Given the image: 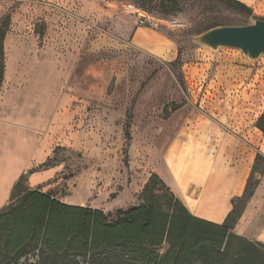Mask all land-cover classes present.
<instances>
[{
  "label": "rangeland",
  "instance_id": "374dc122",
  "mask_svg": "<svg viewBox=\"0 0 264 264\" xmlns=\"http://www.w3.org/2000/svg\"><path fill=\"white\" fill-rule=\"evenodd\" d=\"M181 6L164 15L141 0H0L2 102L29 120L37 105L45 114L48 155L21 189L108 213L136 205L156 174L196 213L202 182L214 172L231 177L260 154L249 176L254 191L264 172V55L250 60L196 39L213 26L264 20V0L251 14L219 0ZM33 172L46 176L31 185ZM244 179L235 177L234 193ZM16 202L9 197L1 209ZM20 252L16 264H37L41 249Z\"/></svg>",
  "mask_w": 264,
  "mask_h": 264
},
{
  "label": "trees",
  "instance_id": "16d2710c",
  "mask_svg": "<svg viewBox=\"0 0 264 264\" xmlns=\"http://www.w3.org/2000/svg\"><path fill=\"white\" fill-rule=\"evenodd\" d=\"M185 1L141 0V6L172 15ZM219 1L251 14L237 0ZM215 27L219 26L208 30ZM4 36L0 27V84ZM259 158L257 154L255 163ZM24 176L11 190L10 197L17 202L0 209V245L6 264H16L25 256L20 250L27 246L40 247L37 264H264V244L233 232L253 194L252 189L248 192L250 178L242 196L231 200L232 210L224 222L217 224L193 215L156 174L144 184L136 205L108 213L69 205L38 190H23Z\"/></svg>",
  "mask_w": 264,
  "mask_h": 264
},
{
  "label": "crops",
  "instance_id": "0c3cea01",
  "mask_svg": "<svg viewBox=\"0 0 264 264\" xmlns=\"http://www.w3.org/2000/svg\"><path fill=\"white\" fill-rule=\"evenodd\" d=\"M237 1L248 7H255L259 0ZM5 69L6 65H4L2 81L4 73L6 79ZM36 107L39 109L36 110L37 117L35 120L32 118L29 120L27 115L22 113L12 115L6 109L7 104L4 101L2 102V95L0 96V209L9 200L11 190L19 177L31 170L34 165L41 164L48 155L47 147L40 144L43 139L45 114L41 106L37 105ZM230 143L231 141L228 142V144ZM224 149L229 153L234 148L228 146L224 147ZM255 157L250 158L247 163H239L235 166L231 177L220 179V176L214 172L211 180L206 183L202 182V186L199 187L201 197L198 199L197 208L201 209V211L193 213L188 210L193 215L204 220L217 224L223 223L228 213L232 210L231 200L242 196L245 190L247 180L255 163ZM217 167L219 169V164ZM184 170L183 173H185ZM240 172L245 173L244 185L240 193H234L235 177ZM45 176L42 172H33L29 176V184H38L42 182ZM200 181L201 177L197 179V183L200 184ZM204 208H211V210L204 211ZM220 213L222 216L217 220L216 217ZM233 232L248 240L264 244V172L258 176V182L253 194L247 201Z\"/></svg>",
  "mask_w": 264,
  "mask_h": 264
},
{
  "label": "water",
  "instance_id": "95a60500",
  "mask_svg": "<svg viewBox=\"0 0 264 264\" xmlns=\"http://www.w3.org/2000/svg\"><path fill=\"white\" fill-rule=\"evenodd\" d=\"M196 41L211 50H238L248 59L256 60L264 55V20L244 26L215 27L200 34Z\"/></svg>",
  "mask_w": 264,
  "mask_h": 264
}]
</instances>
